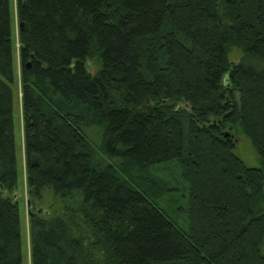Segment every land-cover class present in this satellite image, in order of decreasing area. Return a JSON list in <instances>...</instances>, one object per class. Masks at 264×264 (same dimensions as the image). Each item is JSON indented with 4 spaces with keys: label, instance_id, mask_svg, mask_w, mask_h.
I'll return each instance as SVG.
<instances>
[{
    "label": "trees",
    "instance_id": "1",
    "mask_svg": "<svg viewBox=\"0 0 264 264\" xmlns=\"http://www.w3.org/2000/svg\"><path fill=\"white\" fill-rule=\"evenodd\" d=\"M14 10L17 40L0 0V264H24L10 197L16 50L28 195L62 205L30 211V264H264V0ZM238 131L260 168L234 153Z\"/></svg>",
    "mask_w": 264,
    "mask_h": 264
},
{
    "label": "rangeland",
    "instance_id": "2",
    "mask_svg": "<svg viewBox=\"0 0 264 264\" xmlns=\"http://www.w3.org/2000/svg\"><path fill=\"white\" fill-rule=\"evenodd\" d=\"M12 1V13H13V31L16 39V24H15V0ZM17 40V39H16ZM17 46V45H16ZM241 56V52L236 48H231L229 52V59L232 62L237 63ZM87 71L90 75H94L98 66L93 60H86ZM14 72H15V83L11 86L13 93V117L15 123V156L17 164V182L16 189L10 194V197L17 203L20 213L21 221V241H22V252L24 258V264H30L29 262V211H38L40 215L53 216L62 214L61 202L54 198L51 193H45L43 198L33 199L28 195L26 181H25V155L23 148V135H22V122H21V98H20V82H19V63L17 57V50L14 55ZM235 147L234 153L250 168H260L262 166L260 158L255 152L249 138L242 132L235 133ZM75 229L79 231L83 230L86 232V228L81 226L79 218L77 217L74 223ZM87 238V234L85 235ZM264 251V248H263Z\"/></svg>",
    "mask_w": 264,
    "mask_h": 264
},
{
    "label": "water",
    "instance_id": "3",
    "mask_svg": "<svg viewBox=\"0 0 264 264\" xmlns=\"http://www.w3.org/2000/svg\"><path fill=\"white\" fill-rule=\"evenodd\" d=\"M29 165L31 167H36L38 165V158L37 156L33 155L29 158ZM28 216L31 217L32 213H30V211L28 212Z\"/></svg>",
    "mask_w": 264,
    "mask_h": 264
}]
</instances>
